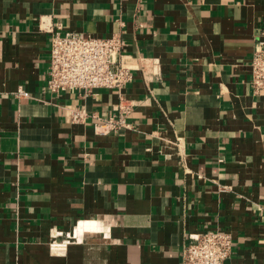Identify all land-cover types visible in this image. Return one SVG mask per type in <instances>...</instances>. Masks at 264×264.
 Returning a JSON list of instances; mask_svg holds the SVG:
<instances>
[{
	"label": "crops",
	"instance_id": "crops-1",
	"mask_svg": "<svg viewBox=\"0 0 264 264\" xmlns=\"http://www.w3.org/2000/svg\"><path fill=\"white\" fill-rule=\"evenodd\" d=\"M41 19L121 32L133 66L155 60L123 87L139 101L125 128L70 119L69 104L113 116L112 89L46 90ZM260 35L264 0H0V264H180L187 236L212 227L232 234L226 264H264Z\"/></svg>",
	"mask_w": 264,
	"mask_h": 264
},
{
	"label": "built area",
	"instance_id": "built-area-1",
	"mask_svg": "<svg viewBox=\"0 0 264 264\" xmlns=\"http://www.w3.org/2000/svg\"><path fill=\"white\" fill-rule=\"evenodd\" d=\"M40 28L49 33L48 68L45 82L46 90L59 94L78 90L87 96L101 88L112 89L117 94L114 104L115 114L101 117L89 113L83 105L67 107L72 122H84L88 116L95 118L93 130L100 134L125 128L126 115L139 102L126 98L123 87L133 77V69H140L146 78L157 72L152 70L157 65L155 60L143 61L133 66L135 58L123 52L125 41L121 32L109 36H93L76 31H60L40 20ZM150 65V69L149 68ZM249 84L256 94L264 95V37L257 36L253 43L250 59ZM17 97L34 98L28 91L18 87L14 92ZM103 129H102V128ZM61 231L51 232L48 245L51 251L60 252L65 242L55 238ZM70 239L71 235L67 234ZM233 238L230 231L217 227L189 234L182 245L180 264H226L231 254Z\"/></svg>",
	"mask_w": 264,
	"mask_h": 264
},
{
	"label": "bare ground",
	"instance_id": "bare-ground-1",
	"mask_svg": "<svg viewBox=\"0 0 264 264\" xmlns=\"http://www.w3.org/2000/svg\"><path fill=\"white\" fill-rule=\"evenodd\" d=\"M82 226H80V228H81Z\"/></svg>",
	"mask_w": 264,
	"mask_h": 264
}]
</instances>
